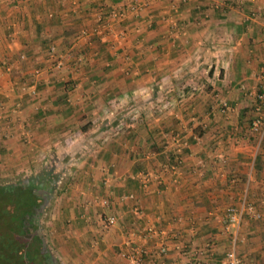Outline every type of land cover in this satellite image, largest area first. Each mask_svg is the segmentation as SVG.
Wrapping results in <instances>:
<instances>
[{
    "label": "crops",
    "instance_id": "obj_1",
    "mask_svg": "<svg viewBox=\"0 0 264 264\" xmlns=\"http://www.w3.org/2000/svg\"><path fill=\"white\" fill-rule=\"evenodd\" d=\"M259 83L264 0H0V175H56L57 264H223L231 247L264 264V136L247 127ZM241 198L258 216L226 229ZM148 226L168 234L162 263Z\"/></svg>",
    "mask_w": 264,
    "mask_h": 264
},
{
    "label": "trees",
    "instance_id": "obj_2",
    "mask_svg": "<svg viewBox=\"0 0 264 264\" xmlns=\"http://www.w3.org/2000/svg\"><path fill=\"white\" fill-rule=\"evenodd\" d=\"M53 178L55 174L43 171L40 175L0 183V264H40L35 254L43 241L38 207L47 202L53 191ZM28 214H34L35 223L26 217ZM30 242L29 250L26 247Z\"/></svg>",
    "mask_w": 264,
    "mask_h": 264
},
{
    "label": "built area",
    "instance_id": "obj_3",
    "mask_svg": "<svg viewBox=\"0 0 264 264\" xmlns=\"http://www.w3.org/2000/svg\"><path fill=\"white\" fill-rule=\"evenodd\" d=\"M138 8L137 4H133L129 6V10H136ZM114 15V13H112ZM49 51L54 52V46H49ZM23 58V55H20ZM62 64V56L57 55L54 61L55 67H60ZM40 72V69L35 67L31 71V75L33 79H36ZM258 78L261 76L260 74L256 75ZM252 102L250 104L251 115L248 120V130L250 133L257 139L260 140L264 136V90L262 89L261 83H259L255 89V91L251 94ZM228 108V105L225 102H221L220 111L225 112ZM174 150L167 156V162L163 165V172L173 173L174 178L179 177L182 174L181 163H182V155L183 148L186 146L187 142L185 140H180L178 137L174 136ZM220 163H224L226 158L224 155L219 154L217 156ZM147 178L144 179L143 184H146ZM103 203L106 200L102 201ZM245 213H252L256 217L258 213L253 211V205L247 203L245 199L241 198L238 201L237 205H227L225 209V225L226 229L228 227H232L233 229H237L240 224ZM115 222L114 215H108L103 219L104 226H110ZM145 234L147 237L153 238L157 241V247L153 251L151 250L149 253L150 260H158V262L162 263L164 254L166 252V241L168 240V234L159 230L156 227L148 226L145 229ZM129 261L132 263H137L141 260L138 255V250L133 254L128 256ZM240 258L235 254L234 248L231 247L228 251L225 252L223 257V264H239ZM194 264H201L199 260H194Z\"/></svg>",
    "mask_w": 264,
    "mask_h": 264
},
{
    "label": "rangeland",
    "instance_id": "obj_4",
    "mask_svg": "<svg viewBox=\"0 0 264 264\" xmlns=\"http://www.w3.org/2000/svg\"><path fill=\"white\" fill-rule=\"evenodd\" d=\"M51 174L54 175L53 173H51ZM29 175L23 174V173L13 174V175L3 174V175H0V183H10L11 181H15L16 179H19V178L23 179L24 177H27ZM53 192H54V190L49 193V197L47 199V202L43 206L40 207L41 214L38 216L39 220H40V229H41V233H42L43 241H44L43 243L45 244L47 250L49 251V253H51L52 256L54 253H52V251L47 247V243H48L47 242L48 222H46L47 221L46 217L49 214V210L51 208V202L50 201H51V196H52ZM45 241H46V243H45ZM56 263H57V260H56Z\"/></svg>",
    "mask_w": 264,
    "mask_h": 264
},
{
    "label": "flooded vegetation",
    "instance_id": "obj_5",
    "mask_svg": "<svg viewBox=\"0 0 264 264\" xmlns=\"http://www.w3.org/2000/svg\"><path fill=\"white\" fill-rule=\"evenodd\" d=\"M38 208H40V206ZM26 217L29 218L30 220L31 219L34 220V223L36 222L34 214H32V215L28 214V215H26ZM38 220H39V217H38ZM37 223H38V221H37ZM38 224H39V227H40V220H39ZM31 239L32 238L30 237L28 241H31ZM41 239H43V236H42ZM31 243L32 242H30L29 246L27 245L26 249L30 250L32 248V244ZM35 254H36L37 258L39 259L38 262L40 264H57L56 261L54 260L53 256L51 255V253H49V251L47 250L45 244H43L42 240H41L40 248H39V250H36Z\"/></svg>",
    "mask_w": 264,
    "mask_h": 264
}]
</instances>
